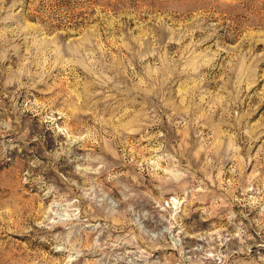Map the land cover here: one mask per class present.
<instances>
[{
    "label": "rangeland",
    "instance_id": "obj_1",
    "mask_svg": "<svg viewBox=\"0 0 264 264\" xmlns=\"http://www.w3.org/2000/svg\"><path fill=\"white\" fill-rule=\"evenodd\" d=\"M0 264H264V0H0Z\"/></svg>",
    "mask_w": 264,
    "mask_h": 264
}]
</instances>
